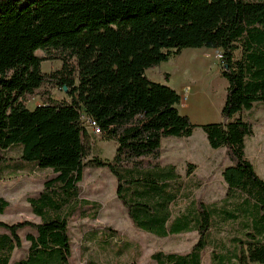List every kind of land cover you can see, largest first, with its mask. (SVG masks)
<instances>
[{"label":"trees","instance_id":"trees-1","mask_svg":"<svg viewBox=\"0 0 264 264\" xmlns=\"http://www.w3.org/2000/svg\"><path fill=\"white\" fill-rule=\"evenodd\" d=\"M188 48L222 51L228 86L221 121L194 123L180 111L182 96L169 75L166 82L147 75ZM53 60L62 67L43 71V62ZM47 87L67 98L51 97ZM37 96L44 102L30 109ZM259 102L264 0H0V151L16 150L4 158L17 172L52 173L29 198L37 220H0V264H74L70 222L97 219L102 206L82 197L88 166L114 175L136 229L157 237L198 234L186 253L154 252L157 264H203L207 248L212 264H264V178L246 151L254 124L241 116ZM83 113L104 141L116 143L112 160L89 158L97 136L84 126ZM199 127L230 161L222 171L221 206L194 197L203 185L188 180L194 163L185 180L177 165L162 162L165 138H188ZM9 207L0 196V215ZM219 222L238 225L229 244L214 236ZM88 238L98 252L87 254L86 264H137L142 253L111 228H95ZM25 242L27 255L13 260Z\"/></svg>","mask_w":264,"mask_h":264},{"label":"rangeland","instance_id":"rangeland-1","mask_svg":"<svg viewBox=\"0 0 264 264\" xmlns=\"http://www.w3.org/2000/svg\"><path fill=\"white\" fill-rule=\"evenodd\" d=\"M183 53H190L194 58H188V56L182 58ZM189 59H192L191 65L186 64ZM61 67L62 62L57 60L45 61L42 64V69L45 72L57 70ZM221 67V49L188 48L183 50L181 55H174L169 61L148 69L147 75L152 80L159 82H166V76L169 75V85L182 96V102L179 105L180 111L189 115L194 123L206 124L222 120L221 109L225 102L228 83L221 75ZM198 72L199 75L197 76ZM211 75L216 78V86H214V80L207 82L208 86L207 83L198 86V83L195 82L202 81L205 76L209 77ZM184 87L189 88V93L185 98L182 95ZM200 87L202 90H200ZM45 89L49 90V95L55 99L67 98V92L59 88L47 87ZM43 102V98L37 96L29 102L28 106L30 109H34ZM241 116L254 124L255 133L247 139L246 151L248 157L255 164L258 173L264 178V153L260 151V142L264 140V102L257 103L252 110L244 111ZM88 130L91 132V127ZM173 138L180 141V145L177 147L179 148L177 166L185 180L187 179V165L189 163L187 158H193L201 164L198 172L193 173L188 179L189 182H194L197 179L203 182V185L195 191L194 197L217 206L223 205L227 185L223 179L221 167L230 164L225 149L212 148L205 132L200 127L194 131L191 137ZM167 141L168 139H166ZM166 144L164 154L166 160H170L173 155L170 153L168 143ZM91 151L89 158L98 156L103 160H112L116 152V143L113 141L104 142L100 136H97L93 141ZM8 153L15 156L18 154L15 149L8 152L0 151V177L2 178L0 179V196L10 202L9 209L5 214L0 215V220L8 223L19 220H37L32 213L29 198L39 195L43 190L46 178L52 173L49 170L40 169L30 173L17 172L8 166L13 161L4 158V156H9ZM208 157L211 160L206 164ZM81 186L83 198L97 201L102 206L97 219L76 218L70 222L69 230L72 239L74 264H86L87 254H97L98 245L88 238L89 233L95 228H111L122 238L139 246L142 253L137 264H157L151 259V255L159 250L186 253L193 248L197 241L198 234L196 232L157 237L136 229L129 219L126 209L117 197L116 178L105 167H86ZM188 201L190 200L175 204V211L178 209L183 210ZM218 224V227L214 230V236L229 244V239L237 233L238 225L223 222ZM25 233V231H22L23 235ZM27 247L28 243L25 242L22 249L14 252L13 260L25 257ZM210 254V248L203 251V264H212ZM121 259L128 260L127 254L123 255ZM100 260L106 263L105 255Z\"/></svg>","mask_w":264,"mask_h":264},{"label":"crops","instance_id":"crops-1","mask_svg":"<svg viewBox=\"0 0 264 264\" xmlns=\"http://www.w3.org/2000/svg\"><path fill=\"white\" fill-rule=\"evenodd\" d=\"M166 139H168V141L166 142ZM104 142H108V141H104ZM166 143H168V145H169V149H170V153H172V159H170V160H166V155L164 154V151H165V147H166ZM191 144V143H190ZM180 145V141H178V140H174V138L173 137H171V138H165L164 140H163V146H162V162L164 163V164H166V163H173V164H175V165H178V163H177V157H178V150H179V148H177L178 146ZM260 151H261V153H264V140H262L261 142H260ZM225 149V148H224ZM172 151V152H171ZM165 159V160H164ZM187 160H188V162H192V163H194L195 165H196V169H195V171H194V173H197L198 172V170L200 169V167H201V164H199L196 160H194L193 158H187ZM211 160V158L210 157H208L207 158V161H206V164L209 162ZM227 166V164L226 165H224V166H222L221 167V169H222V171H223V169H224V167H226ZM227 185V184H226ZM211 263H212V261H211Z\"/></svg>","mask_w":264,"mask_h":264},{"label":"built area","instance_id":"built-area-1","mask_svg":"<svg viewBox=\"0 0 264 264\" xmlns=\"http://www.w3.org/2000/svg\"><path fill=\"white\" fill-rule=\"evenodd\" d=\"M189 93V88L184 87L182 89V95L183 97H187V94ZM82 122L84 126H91V132L94 133L96 136H99L101 134V129L99 128L97 122L95 120H91L90 116L87 113L82 114Z\"/></svg>","mask_w":264,"mask_h":264},{"label":"bare ground","instance_id":"bare-ground-1","mask_svg":"<svg viewBox=\"0 0 264 264\" xmlns=\"http://www.w3.org/2000/svg\"><path fill=\"white\" fill-rule=\"evenodd\" d=\"M185 56H188V58L189 57H193V56H191V54L190 53H183V55H182V58H185ZM194 58V57H193ZM192 58V59H193ZM192 59H189L188 61H186V64H190L191 65V61H192ZM185 60V59H184ZM193 62H194V60H193ZM200 65V64H199ZM193 68V67H192ZM199 68V67H198ZM193 70H194V68H193ZM194 75V74H193ZM199 75V72L197 73V76ZM210 80H214V86H216L217 85V82H216V78L213 76V75H211V76H209V77H204V79L202 80V81H195L196 83H198V86L199 85H201V84H205V83H207V82H210ZM207 86H208V83L206 84ZM206 89V88H205ZM200 90H202V88L200 87ZM204 90V89H203ZM198 92V91H197ZM204 92V91H203ZM186 107H187V105H186ZM89 127H91V126H87V129H89Z\"/></svg>","mask_w":264,"mask_h":264}]
</instances>
